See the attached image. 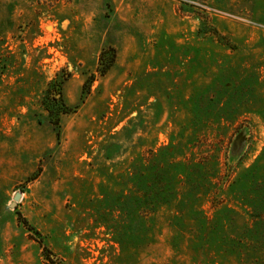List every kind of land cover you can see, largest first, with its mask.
<instances>
[{
  "label": "rangeland",
  "instance_id": "rangeland-1",
  "mask_svg": "<svg viewBox=\"0 0 264 264\" xmlns=\"http://www.w3.org/2000/svg\"><path fill=\"white\" fill-rule=\"evenodd\" d=\"M0 264H264V0H0Z\"/></svg>",
  "mask_w": 264,
  "mask_h": 264
},
{
  "label": "trees",
  "instance_id": "trees-1",
  "mask_svg": "<svg viewBox=\"0 0 264 264\" xmlns=\"http://www.w3.org/2000/svg\"><path fill=\"white\" fill-rule=\"evenodd\" d=\"M108 53L111 54L112 58H111L110 62L105 64L104 59ZM115 58H116V49L115 48H110L109 51L104 50L101 53V58H100L101 63H100L97 70L99 71V73L102 76L106 75L107 72L110 70V68L112 67V65L115 62ZM94 78H95V75H92L91 80H94ZM86 87H87V84L84 85V90H86ZM45 98H46L45 104H47L46 106H48L47 110L51 116V120L55 124L56 127H59L60 126V115L61 114H68L73 109L71 107H69L67 105V103L65 102L61 86H59L57 88V87H55V84H52L51 87L47 90ZM50 103L54 104V107H50ZM58 136H60V132H58ZM20 218L23 220L24 224L27 225L30 230H34V232H35V229L32 228L31 225H29L28 221L26 219H24L21 214H20ZM36 233L40 234L38 231H36ZM44 250H45L46 256H50L52 254L50 249H48L47 247H45Z\"/></svg>",
  "mask_w": 264,
  "mask_h": 264
},
{
  "label": "water",
  "instance_id": "water-1",
  "mask_svg": "<svg viewBox=\"0 0 264 264\" xmlns=\"http://www.w3.org/2000/svg\"><path fill=\"white\" fill-rule=\"evenodd\" d=\"M21 198V194H17L15 197V202L12 204V208H15V206L17 205V201H19Z\"/></svg>",
  "mask_w": 264,
  "mask_h": 264
}]
</instances>
